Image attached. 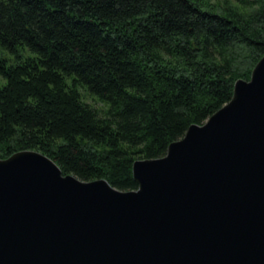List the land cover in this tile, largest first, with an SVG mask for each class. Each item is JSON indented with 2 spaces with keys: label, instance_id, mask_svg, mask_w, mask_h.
Masks as SVG:
<instances>
[{
  "label": "trees",
  "instance_id": "trees-1",
  "mask_svg": "<svg viewBox=\"0 0 264 264\" xmlns=\"http://www.w3.org/2000/svg\"><path fill=\"white\" fill-rule=\"evenodd\" d=\"M263 56L264 0H0V159L134 189Z\"/></svg>",
  "mask_w": 264,
  "mask_h": 264
},
{
  "label": "water",
  "instance_id": "water-1",
  "mask_svg": "<svg viewBox=\"0 0 264 264\" xmlns=\"http://www.w3.org/2000/svg\"><path fill=\"white\" fill-rule=\"evenodd\" d=\"M132 178L82 181L35 150L0 159V264H264V56Z\"/></svg>",
  "mask_w": 264,
  "mask_h": 264
},
{
  "label": "rangeland",
  "instance_id": "rangeland-1",
  "mask_svg": "<svg viewBox=\"0 0 264 264\" xmlns=\"http://www.w3.org/2000/svg\"><path fill=\"white\" fill-rule=\"evenodd\" d=\"M88 101L91 103V104H94V105H96V106H99V104H97V103H95V101L94 100H92V99H88Z\"/></svg>",
  "mask_w": 264,
  "mask_h": 264
}]
</instances>
